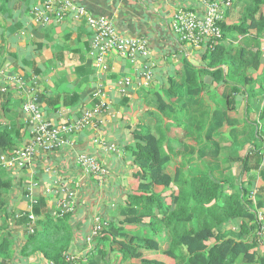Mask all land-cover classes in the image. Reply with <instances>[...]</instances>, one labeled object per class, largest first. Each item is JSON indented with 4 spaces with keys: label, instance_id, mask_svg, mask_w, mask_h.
<instances>
[{
    "label": "crops",
    "instance_id": "obj_1",
    "mask_svg": "<svg viewBox=\"0 0 264 264\" xmlns=\"http://www.w3.org/2000/svg\"><path fill=\"white\" fill-rule=\"evenodd\" d=\"M73 1L95 16L111 19L119 34L146 40L150 55L137 56L132 62L111 51L105 57L107 69L102 71L90 54L92 31L83 18L70 13L60 21L40 24L34 21L33 12L42 7L41 0H0V133L6 131L13 137V149L23 146L32 135L22 110L30 89L42 113L55 124L78 118L97 102V93L104 94L107 105L106 113L100 116L102 122L74 132L67 146L37 153L26 168L0 166V247L5 240L9 242L0 248V259L4 254L9 257L7 264H51L33 246L24 250L28 223L23 217L42 200L38 209L44 206L56 219L60 200L73 191L74 206L63 224L69 237L68 250L80 255L78 264H140L139 258L123 259L119 243L110 237L95 238L88 247L86 237L96 216L116 224L130 236L152 237L159 250L141 248L143 256L172 264L162 253L169 246L170 236L159 220L168 208L174 207V184L151 186L159 194L160 204L150 210L152 217H144L139 224L125 221L128 196L139 191L141 181L136 176L138 166L133 156L136 130L162 137V151L170 156L166 165L169 175L181 169L187 176H210L220 184L223 194L238 191L241 198L251 202L252 211L264 213V120L260 121L256 107L264 104V37L260 39L263 71L248 69L254 78L261 77L251 86L255 92L230 94L229 85L213 83L206 75L205 88L194 100L188 97L184 83L187 63L204 67L206 50L181 42L173 21L180 10L203 13L201 2ZM246 1L232 0L225 9V24L238 21ZM227 35V40L247 45L246 34L233 38ZM147 65H151L152 78L144 85L142 75ZM12 78L21 79L23 88ZM125 78L130 79V84L121 93ZM170 88L174 89L171 93ZM189 100L196 104L191 112H183L182 104ZM161 101L164 103L159 104ZM165 104L167 109L161 110ZM222 114L227 120L209 136L212 123L221 120ZM190 115L196 133L185 135L184 122ZM110 145L116 149H109ZM4 152L0 149V155ZM79 154L95 156L108 174L100 179L85 173L76 160ZM44 218L45 215L35 216V223ZM241 221L233 218L222 225L221 231L237 230ZM257 243L264 255V238Z\"/></svg>",
    "mask_w": 264,
    "mask_h": 264
},
{
    "label": "trees",
    "instance_id": "obj_2",
    "mask_svg": "<svg viewBox=\"0 0 264 264\" xmlns=\"http://www.w3.org/2000/svg\"><path fill=\"white\" fill-rule=\"evenodd\" d=\"M241 8L238 21L230 24L221 21L222 37L212 43V46H209V43L204 46L206 50L204 67L187 63L184 83L188 97L196 100L205 88L206 75L211 77L213 83L222 82L229 85L230 94L244 90L248 94L255 92L252 87L257 80L261 81V77L254 78L248 69L263 71V41L261 42L260 39L264 37L262 11L264 0L243 2ZM227 34L231 38L236 34H246L247 45L227 40ZM173 91L174 89L170 88V93ZM170 93L166 96H170ZM190 102L189 100L182 104L183 112H191V107L196 103ZM163 103V101L159 102V104ZM256 107L260 121L264 120V104ZM163 109H167L166 104L161 107V110ZM191 117L192 115L184 122L185 135L196 133L193 128L195 121ZM224 120H227L225 115L221 120L212 123L209 136H212L213 129L220 127ZM12 139L8 132L0 133V149L6 154H9L14 147ZM134 139L133 156L138 166L136 176L141 181L139 191L128 196V203L124 209L126 222L139 224L144 217L153 216L150 212L153 207H160L159 194L154 193L151 186L168 187L174 184L177 187V192L172 195L174 207L168 208L160 220L158 219L169 231V246L162 251L167 261H171L172 264H232L239 260L241 264H264V255L257 248L256 211L250 209L249 200L241 198L238 191L223 194L220 184L207 175L187 176L181 169H177L173 176L169 175L166 172V165L170 161V156L162 151V137L157 138L149 131L136 130ZM38 203L42 204V200H38ZM39 204L34 205L33 210L23 217L25 224L28 223L24 250L28 251L33 246V249L41 253L51 264H66L65 254L69 252L67 240L69 237L64 231L63 221L68 212L61 213L59 210L55 219L49 215L43 205L38 209ZM260 207L261 204L258 202L257 208ZM30 214L34 218L41 215H45L46 218L39 219L36 223L34 219L32 224ZM233 218L242 219L238 229L221 231L222 225ZM39 226L42 227L41 230ZM51 227H54L55 231H50ZM108 237L111 241L119 243L123 259L139 258L140 264H170L164 260L143 256L141 248L159 250L158 242L152 237L138 239L123 232L114 223L103 229L97 238L104 240ZM8 243V240H5L0 248H4ZM34 243L35 245H32ZM6 258L9 257L2 254L0 264H7Z\"/></svg>",
    "mask_w": 264,
    "mask_h": 264
},
{
    "label": "built area",
    "instance_id": "obj_3",
    "mask_svg": "<svg viewBox=\"0 0 264 264\" xmlns=\"http://www.w3.org/2000/svg\"><path fill=\"white\" fill-rule=\"evenodd\" d=\"M203 4V13L195 10H180L174 16L173 27L177 32L181 42L188 43L196 48H201L209 43L217 42L222 37L220 22L224 20L225 9L231 5L232 0H196ZM42 7H37L33 12V19L37 23H45L49 20L60 21L63 17L73 13L77 18H83L92 31L90 54L96 61L100 70L105 71L106 55L111 51H117L120 55L135 62L137 56L148 57L150 55L149 46L143 38L124 36L117 32L113 21L107 17L93 15L85 6L73 0H41ZM151 65H147L142 75V83L148 84L152 78ZM20 88H23L21 79L12 78ZM130 84V79L125 78L121 82V93L126 92V86ZM4 91V89H2ZM31 95L26 98L22 105V110L27 116L30 124L31 138L23 146L11 150L9 154L0 155V166L4 169H22L28 167L35 155L39 152L50 153L70 144L71 135L85 127L97 125L102 122L101 115L106 113L107 105L103 98V93H97L98 100L90 108L85 109L81 115L72 121L55 124L49 120L37 105L36 98L33 97V90H29ZM109 149L115 150L114 145ZM77 162L85 173L92 174L103 179L108 170L103 163L95 156L79 154ZM75 193L69 191L59 202L61 213L70 212L74 206ZM31 223H34V216L29 215ZM258 222L257 241L264 238V213L256 211ZM109 226L108 220L99 216L94 217L93 226L86 237V243L90 248L95 238L101 231ZM32 231V227H30ZM66 264H78L80 255L77 252L69 251L65 254Z\"/></svg>",
    "mask_w": 264,
    "mask_h": 264
},
{
    "label": "rangeland",
    "instance_id": "obj_4",
    "mask_svg": "<svg viewBox=\"0 0 264 264\" xmlns=\"http://www.w3.org/2000/svg\"><path fill=\"white\" fill-rule=\"evenodd\" d=\"M249 1V0H248ZM232 264H241V262L239 260H236L234 263Z\"/></svg>",
    "mask_w": 264,
    "mask_h": 264
}]
</instances>
